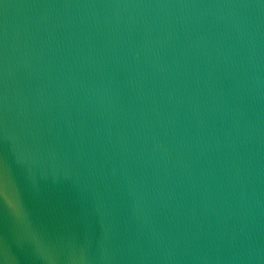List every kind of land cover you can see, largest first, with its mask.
<instances>
[{"label": "water", "instance_id": "1", "mask_svg": "<svg viewBox=\"0 0 264 264\" xmlns=\"http://www.w3.org/2000/svg\"><path fill=\"white\" fill-rule=\"evenodd\" d=\"M0 264H264V0H0Z\"/></svg>", "mask_w": 264, "mask_h": 264}]
</instances>
